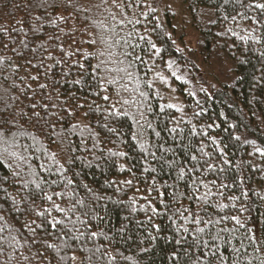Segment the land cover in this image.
Wrapping results in <instances>:
<instances>
[{"label":"trees","instance_id":"16d2710c","mask_svg":"<svg viewBox=\"0 0 264 264\" xmlns=\"http://www.w3.org/2000/svg\"><path fill=\"white\" fill-rule=\"evenodd\" d=\"M142 2L150 5L149 0ZM129 3L130 0H56L55 4L53 0H0V111L8 113L10 122L5 127L12 129L5 134L7 142L0 140V264H172L170 254L177 249L176 229L182 233L184 227L189 229L183 233L189 244L196 235L200 243L208 241L212 250H217L218 245L227 264H260L264 259V239L258 245L250 244L231 217L247 219L249 227L264 228L260 223L264 221V157L255 151L264 149V59L260 56L264 43L240 39L253 31V26L239 17L233 22L231 17L244 11L235 0L228 4L224 0H183L194 16L202 9L215 12V22L204 33L214 41L215 30L223 31L221 49L234 63L235 72L233 85L201 94L183 77L176 80L188 103L183 116L176 108L167 107L160 90L151 82L154 71L165 67L170 59L183 61L169 32L171 15L169 25L160 20L156 11L145 21L142 13L150 9L125 8ZM136 19L141 23H128ZM253 34L259 38L261 29L256 28ZM140 36L150 38L161 49L160 54L156 55ZM101 37L111 48L101 42ZM92 40L96 41L94 45ZM126 51L143 61L136 60L130 69L135 73L134 80L117 71L132 59L124 56ZM100 52L105 55L100 56ZM85 53L95 58L85 61ZM101 60L105 63L99 75L117 81L105 83L107 93L93 95L97 88L90 78V87L73 84V80L81 78L73 67L76 61L86 66L90 62L95 69ZM34 76L38 79H31ZM137 82L139 91H132ZM41 84L47 87L42 89ZM103 95H109L110 100L103 101ZM123 100L130 103L123 105ZM113 105L128 115L109 117L107 110ZM161 105L165 106L163 111ZM42 106H47V114ZM201 109L202 114L196 116ZM33 111L47 115L54 130L44 121L36 125L26 117L20 118L21 112L30 116ZM73 124L77 125L75 129ZM209 124L213 127H207ZM205 131L207 136L203 135ZM235 136H240V141ZM212 138L221 147L226 146L223 158ZM192 156L197 159L193 161ZM223 159H228L230 165H224ZM206 161L216 165L217 170L208 171ZM220 168L225 171L220 172ZM129 180L130 185L125 183ZM37 183L48 195L60 193L59 197L53 195V200L70 210L66 216L53 211L64 221L62 230L58 226L52 231L46 226L33 236L25 226L35 228L41 222L35 212L26 209L51 208L36 188ZM222 184L228 187L221 188ZM233 196L241 199L233 201ZM233 203L237 209L245 207L247 211L241 215L232 208ZM149 204L157 208L159 216L153 215ZM220 204L228 207L221 210ZM182 212L188 221L197 214V219L219 223L186 222ZM152 224L160 226L159 234ZM200 227L204 233L195 231ZM91 233L97 235L92 237ZM149 233L156 236L155 241L149 239ZM217 233L220 239L213 242ZM12 236L16 237L15 251L10 247ZM48 244L53 247L48 248ZM189 244L177 249L181 254L179 264H192V257L208 251ZM73 256L75 261L71 260ZM212 259L213 264H220ZM201 260L207 264V258Z\"/></svg>","mask_w":264,"mask_h":264},{"label":"snow or ice","instance_id":"6c2138e0","mask_svg":"<svg viewBox=\"0 0 264 264\" xmlns=\"http://www.w3.org/2000/svg\"><path fill=\"white\" fill-rule=\"evenodd\" d=\"M45 2H46V0H45ZM55 2H56V0H53V4H55ZM224 2H225V4H228V3H231L232 0H224ZM235 3L237 5H239L240 8H243L244 11L243 12L237 11L236 15H233L231 17L233 22H236L237 17H239L241 20L250 21L251 25L253 26V31L248 32L247 35L241 36L240 39L242 41H244L245 43H249V42L255 43V44L264 43V0H235ZM41 6L43 7L44 5L42 4ZM100 6L101 5H96L97 8H99ZM124 7L125 8H127V7H148L150 9V11L142 13L143 16H144V20L145 21H148L151 13L156 11V9L151 7L150 5H144L142 0H130V3L124 5ZM37 19L39 20L40 17H37ZM113 19H115V16H113ZM225 19H228V17H225ZM128 23L136 25V24H140L141 21L139 19H136L134 21L133 20H129ZM256 28H260L261 29V36L259 38L256 37L253 34ZM113 31H114V28H113ZM229 31H231V29H229ZM233 35H236V33H233ZM140 39L141 40H145L146 43L148 45H150L152 49H154V52H155L156 55L160 54L161 49L159 47H157L156 44H154L150 38L145 37V36H140ZM101 42L105 43L109 48H111V44L108 41L104 40L103 37H101ZM90 43L94 45L96 43V41L92 40ZM124 43L127 44V40H124ZM130 47H132L134 49L136 47V45H130ZM99 55L100 56H104L105 53L104 52H100ZM124 56L125 57H132V59L129 60L128 64L124 68L117 69V71L123 72L125 74V76L129 80H134V79H136L135 73L133 71H130V69L135 64L136 60H141V58L139 56H135L133 53H130V52H127V51L124 53ZM260 56H261L262 59H264V52H261ZM84 58H85V61H90V58H95V57H90V54L85 53L84 54ZM49 59H52V58L49 57ZM0 63H3V61L0 60ZM60 63H61L60 61H56V64H60ZM104 63H105V61L101 60L100 63H98L95 66V69H92V66H91L90 62L86 66V64H82L79 61H76L75 64L73 65V67H76L79 70V72L81 74V78L73 80V84L81 85V86L88 85V79L90 78V79L95 81L96 88H97V91L94 92L93 95L100 96V92L101 91L107 93L108 88L105 87V83H107L108 85H112V84H115L117 81L115 80V78L108 79L105 76L99 75V72L102 70L101 66ZM141 63H143L142 60H141ZM241 63H244V61H241ZM49 67H52V66L50 65ZM169 67H171L170 63H169ZM103 71H112V70L111 69H103ZM69 74L70 73H64L65 76H67ZM31 79L37 80L38 77L34 76V77H31ZM177 79H179V77H177ZM88 86L90 87V85H88ZM46 87H47L46 84H41L40 85V88H42V89L46 88ZM147 87L151 88L152 85L148 84ZM127 90L128 89L125 87V91H127ZM132 91H139V83L138 82H137V87L135 89H132ZM202 91H204V90L202 89ZM192 95L194 96L195 94H192ZM140 96L142 98L145 97V93L140 92ZM100 98L103 101H105V102L110 100V96L109 95H103ZM142 102L143 101H141V103ZM129 103L130 102L128 100H123L122 101L123 105H127ZM196 103H197L198 106L200 105L199 101H197ZM42 107H43V110H44L45 114H47V111H48L47 106H42ZM79 107L82 108L83 105L81 104V105H79ZM167 107L168 108H172L173 105L169 104V105H167ZM31 108L34 110L36 108V105L35 104L31 105ZM98 108H99V106L97 105V110H98ZM164 108H165L164 105L160 106L161 111H163ZM65 111L68 112L69 115L72 114L68 109H65ZM177 111H182V110L181 109H177ZM202 111L203 110L201 109V112H197V113H195V115L196 116L201 115ZM107 115L109 117H114L116 119H119V117L121 115L127 116L128 113L126 111L121 112L119 109L115 108V105H113L110 109L107 110ZM25 117L29 121H33L34 124H36V125H39L41 121H44L45 125H47L49 127H52L53 130H54V125L48 124L47 115H43L42 116L40 112L33 111L32 114L29 116L27 113L21 112L20 113V118L23 119ZM12 119H14V118H12ZM133 120L135 121V117H133ZM9 122H10V119H9L8 113L4 112V111H0V140H4L6 132H11L12 131L11 128H6L5 127V125L9 124ZM135 122L138 123V121H135ZM13 127H16V125L14 123H13ZM76 127H77V125H75V124L72 125L73 129H75ZM207 127L211 128V127H213V125L209 124ZM39 130L42 132L43 128L41 127ZM17 131H19V128H17ZM171 131L175 132L176 129H172ZM196 134H197L196 129L193 128L192 129V135L195 136ZM157 135H159V133H157ZM203 135L207 136V132L206 131L203 132ZM32 138L36 139L35 136H33ZM133 138L135 139V136ZM13 139H15V135L14 134H13ZM234 139L236 141H240L241 138H240V136H235ZM4 142H7V141L4 140ZM211 142H212L213 145H215L219 149V155H220L221 158H223L225 156V154H226L225 151H224V148L226 146L221 147L220 144H218V142L216 141L215 138H212ZM140 147L143 149L144 146L141 145ZM200 151L203 152V149L201 148ZM255 151L261 157H264V149L256 148ZM203 154L205 156H209L210 155L207 152H204ZM113 155H119V156L123 157L125 155V153H118V154L117 153H113ZM52 159L53 160L55 159V155L54 154L52 155ZM191 159L193 161H195L197 158L195 156H192ZM222 163L224 165H230V161L228 159H223ZM205 164H206V167H207L208 171H216L217 170L216 169V165L208 163L207 161L205 162ZM43 167L44 166L41 165V168H43ZM44 170L47 171V169H44ZM60 170H61V172L64 171L62 165L60 166ZM147 170L148 169H145V171H147ZM153 171H155V170L153 169ZM193 171H196V169L193 168ZM219 171L220 172H224L225 169L224 168H220ZM184 174H185L184 170L181 169L180 176L183 177ZM52 183H55V182H52ZM68 183L71 184L72 181L68 180ZM125 183L130 185L132 182L129 180V181H126ZM213 183H215V181ZM240 183H243V181L241 180ZM49 186H51V185H49ZM24 187H27V185L25 184ZM153 187H154V183H153ZM203 187L207 188L208 185L204 184ZM227 187H228L227 184H222L221 185V188H227ZM36 188L40 190L41 194H43V199H46L51 204V208H44L42 211H35L34 208L26 209V211L35 212V215L37 217H39L40 220H41L40 223L36 224L35 228H33L31 226V224L25 225L27 227L28 231L31 234H33V236H35L37 234V229L45 230L46 226H50L52 231H55L57 229V227L60 226L61 230H62L63 226H64V221L62 219H58L56 216L53 215V211H55L57 213H60V214H62L64 216H66L67 215V211H70V210H65V209L61 208L60 205L56 204L55 201L53 200V195H56V196L59 197V196H61V194L60 193H53V195H48V194L44 193V189L41 187V184H39V183L36 184ZM161 195H163V194L161 193ZM242 196L246 197L247 193L246 192H242ZM240 199H241V197H239V196H233L232 197L233 201H238ZM33 203H34V201H33ZM15 204H16V201L13 200V205H15ZM149 207L151 208V212L153 213V215H156V216L160 215V213L158 212L157 208L152 207L151 204H149ZM218 207L221 210H223L224 208H227L228 205L220 204ZM232 208L236 209V211L239 212L241 215L245 211H247V208H245V207H240V208L237 209L235 203L232 204ZM19 210H20L19 208H16V211H19ZM184 211L187 212L188 210L185 209ZM196 215L197 214H193L192 215V220L188 221V217L184 216L183 212L181 213V216L185 219L186 222H192V223H195L197 225L202 224V223H209V224H211V223H219V221H211V220L202 221L200 219H197ZM0 219H3V217H0ZM148 219H149V223H151V217H149ZM231 220H232V222H234V224L236 226H238L239 229H243L244 230L243 231L244 239H247L250 242V244L258 245L261 242V240L264 239V228H261L258 225H254L253 227H249L247 219L242 221L239 218V216H236V215L232 216ZM32 223H36V222L32 221ZM260 223L264 224V221H261ZM152 228L154 229V231L157 234H159L160 231H161V228H160V226L158 224H152ZM233 230H235V229H233ZM233 230L221 229L222 232L223 231H233ZM176 231L178 233V238L174 239V243L177 246V249L181 248L184 244H189V238L187 236L183 235V233H188L189 229L187 227H184L182 233H181V229L180 228H177ZM195 231L197 233H204L205 229L203 227H200V228H197ZM81 235H83V233ZM96 235H97L96 233H91L92 237H95ZM148 236H149V239L151 241H155L156 240V236L152 235V233H149ZM73 239L78 240L79 237H73ZM219 239H220V233H217L213 237V242L218 241ZM11 241H12V243H10V247H12L13 250L15 251L16 250L15 249L16 237L12 236ZM192 246H197V247H202L204 249H208V251L200 252L199 256L192 257L191 258L192 264H202V260H201L202 257L203 258H207V264H213V259H212L213 257L216 260H218L220 262V264H227V262L225 261L223 255L218 252V247H219L218 245H217V250H212L208 241H203V243H200L199 242V236L194 235L191 238V244H189V247H192ZM47 247L48 248H52L53 245L48 244ZM177 249H173L172 253L170 254V259L172 261V264H179V262H180L181 254H180V251H178ZM145 251H147V249H145ZM234 251L235 252H239V249H235ZM8 259L11 260L12 256L9 255ZM27 259H28V257H25V260H27ZM75 259H76L75 256L71 257V260L75 261ZM260 264H264V259H261Z\"/></svg>","mask_w":264,"mask_h":264},{"label":"rangeland","instance_id":"374dc122","mask_svg":"<svg viewBox=\"0 0 264 264\" xmlns=\"http://www.w3.org/2000/svg\"><path fill=\"white\" fill-rule=\"evenodd\" d=\"M149 1L162 22L169 25L167 20L171 15L169 32L183 59L181 62L170 59L165 67L154 71L151 82L160 90L163 101L176 109H181V114L185 116L188 103L179 91L177 77H183L194 86L197 94H201L211 89H220L225 85H233L235 83L234 63L221 49L223 31L215 30L217 37L214 41H209L204 33L215 22L213 10L202 9L197 16H194L185 8L183 0Z\"/></svg>","mask_w":264,"mask_h":264}]
</instances>
